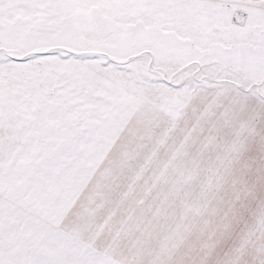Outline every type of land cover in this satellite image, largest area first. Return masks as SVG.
Instances as JSON below:
<instances>
[{
    "label": "snow or ice",
    "instance_id": "snow-or-ice-1",
    "mask_svg": "<svg viewBox=\"0 0 264 264\" xmlns=\"http://www.w3.org/2000/svg\"><path fill=\"white\" fill-rule=\"evenodd\" d=\"M0 264H264V0H0Z\"/></svg>",
    "mask_w": 264,
    "mask_h": 264
}]
</instances>
